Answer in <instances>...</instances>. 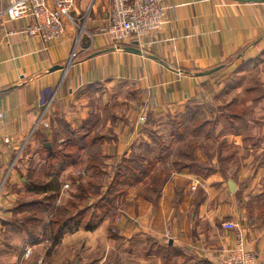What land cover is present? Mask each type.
Here are the masks:
<instances>
[{
    "label": "crops",
    "instance_id": "1",
    "mask_svg": "<svg viewBox=\"0 0 264 264\" xmlns=\"http://www.w3.org/2000/svg\"><path fill=\"white\" fill-rule=\"evenodd\" d=\"M102 2L78 0L73 21L67 24L65 34L45 43L25 32L33 18L9 20L5 10L10 0H0V112L5 114L0 136L10 138L0 151L1 195L3 185L7 188L18 180L26 181L22 175L44 160L43 147L66 137L61 124L66 125L65 130L68 127L77 130L94 120H102L101 106L92 102L93 96H105V90H118L122 86L133 87L131 89L138 90L137 94L142 96V100L139 99V109L145 114L142 125L134 126L135 120L131 118L135 114H130V108L129 124L132 125L124 133L113 132L116 137L112 142L104 140L98 149L103 153L129 156L137 148L150 147V122H155V129L156 122L177 115L187 102L198 98L203 93L201 88H212L209 79L213 73L198 75V72L216 66L232 69L245 56L264 48V2L166 0V22L138 40L143 54L112 49L115 45L111 40L98 32L110 10V0H106L105 6ZM84 13L87 16L81 28L83 34L78 40V21ZM74 50L76 56L72 58ZM243 52L232 66L228 64L234 54ZM55 65L64 68L50 71ZM135 110L132 111L136 113ZM163 163L170 165L166 159ZM74 167L67 171L74 173ZM193 176L188 165L173 171L161 185L156 206L142 193L141 185L130 188L129 201L134 208L128 210V215L133 222L128 231L115 226L119 235H165L194 264H217L219 253L235 244L237 231L218 227L213 218L210 222L205 216L206 202L196 206L197 192L190 188ZM2 196L0 219L7 215L3 209L8 200ZM263 197L264 192L257 198ZM262 211L258 210L256 218L242 209L238 230L246 238L248 248L264 259ZM108 222L95 230L66 231L60 240L64 251L60 255L52 252L46 258L38 256L37 264H65L68 248H82L89 243L91 246L90 237H97L99 241L103 232L110 229ZM4 230L0 223V263H16L23 236L14 235L13 242L5 244ZM35 246L38 248L41 243ZM84 249L86 252L87 246Z\"/></svg>",
    "mask_w": 264,
    "mask_h": 264
},
{
    "label": "rangeland",
    "instance_id": "2",
    "mask_svg": "<svg viewBox=\"0 0 264 264\" xmlns=\"http://www.w3.org/2000/svg\"><path fill=\"white\" fill-rule=\"evenodd\" d=\"M106 3V0H103L102 5L105 6ZM90 10L91 8L87 13ZM87 13H84L78 21L76 31L78 40L82 37L81 28L83 29L84 17ZM72 15H75V11ZM66 23L69 24V21ZM261 37L263 35L259 40ZM82 41H85V35ZM258 51L245 56V59L234 65L232 69L223 70L224 67L221 66L212 72L214 75L212 74L209 79L212 88L207 90L201 88L203 93L193 101L187 102L184 110L177 115L156 122L155 129L153 127L155 122H150L149 135L152 140L150 147L137 148L129 156L116 155L114 152L103 153L98 149L104 140L109 139L112 142L113 137H116L113 132L124 133L128 126L132 125L129 124L131 123V117L128 115L130 108V114H135L134 118H131L135 120L134 126L142 125L141 122H144L145 118V114L139 109V99L141 101L142 96L137 94L138 90L126 86L118 90H105V96L102 97L93 96L92 99L95 100L92 102L101 106L102 120L97 122L94 120L88 126L76 130V136H84L87 139L88 148L81 152L83 161L74 167V173L66 170L61 175V190L49 213L35 214L34 207L19 212L17 208L21 203L33 205L36 200L43 198L42 194L28 191V187L31 181L48 180L47 166L44 169L47 164V154L54 149H61L67 137L73 136L65 130L66 125H60L63 131L67 132L66 137L59 138L62 141L58 142L55 139L51 146L43 147L44 160L39 164L36 163L31 170L22 175L26 181L18 180L7 188L3 185L1 192L3 196L1 194L0 196L8 200L5 203L6 208L3 209L7 215H3L4 219H0L1 225L5 228L2 233L4 243L13 242L14 235L20 234L24 238H20L21 242L18 241L21 244L18 262L0 264H37L38 256L45 255L46 258V255L56 252L60 255L64 249L60 245L61 239L56 244L50 238V221L57 219L63 222L78 217L82 220V225L78 229H85L86 223H98L105 210L108 211L103 217L104 220L97 226L109 220L110 229L103 232L99 241L97 237L88 238L89 242H93L92 247L89 243L82 248H68V261L65 264L67 262L68 264H194L179 247L170 244V240H167L165 235L130 237L119 235V231L115 229L117 226L128 231L133 222L128 215V210L134 208L129 201L130 188L141 185L142 193L156 206L164 181L173 171L187 165L195 176L190 180L192 182L190 188L192 192H197L196 206L198 207L200 202H206L205 216H208V220L211 222L213 218L218 227L237 231L236 237H238V234L242 233L238 230L241 227V210L244 209L246 213L251 212L256 218L258 210L264 211V197L257 198L264 192V48ZM244 53L234 54L227 61L228 64L232 66ZM134 109L136 113L132 111ZM93 151L97 154L94 158L95 163H92ZM87 156L89 157L86 158ZM130 158H138L137 162L144 161L149 170L141 181L132 185L130 181L121 182L120 179H116L120 166L136 164L130 162ZM165 159L170 165L163 163ZM161 163L165 165L160 166ZM229 179L234 180L238 186L234 192L229 189ZM79 182L86 187L84 192H79ZM66 184L69 186L67 187ZM194 184H197L196 188H193ZM108 188H111L109 193ZM8 195L11 197L9 198ZM105 196L112 199L110 206L106 201L100 202ZM69 202L73 204L70 205ZM36 215L37 219H33ZM24 218H29L31 221L25 222ZM227 222H234L235 227H226ZM21 224L27 228L20 232L15 231ZM108 242L111 244L106 246ZM40 243L41 246L36 248L35 245ZM28 246L32 252L27 255ZM86 246L88 250L85 252ZM223 251L225 249L219 254L221 255ZM57 264L62 263L57 262Z\"/></svg>",
    "mask_w": 264,
    "mask_h": 264
},
{
    "label": "built area",
    "instance_id": "3",
    "mask_svg": "<svg viewBox=\"0 0 264 264\" xmlns=\"http://www.w3.org/2000/svg\"><path fill=\"white\" fill-rule=\"evenodd\" d=\"M78 0H10L5 14L9 20L26 17L33 18V23L25 32L43 42H50L65 34L66 22H72V12L76 11ZM168 5L166 0H110L107 21L99 28V33L107 36L116 45H132L135 41L159 29L166 22ZM76 51L72 53V58ZM5 114L0 112V132ZM8 136H0V151L3 143H9ZM67 187L69 186L66 184ZM197 184L193 185L196 188ZM234 228V222L225 224ZM32 249L27 247L26 254ZM218 264H264L247 246L241 233L235 244L219 254Z\"/></svg>",
    "mask_w": 264,
    "mask_h": 264
},
{
    "label": "trees",
    "instance_id": "4",
    "mask_svg": "<svg viewBox=\"0 0 264 264\" xmlns=\"http://www.w3.org/2000/svg\"><path fill=\"white\" fill-rule=\"evenodd\" d=\"M181 125V124H180ZM68 133L73 135L72 137L69 136L66 142L63 144L61 149L53 150L49 152L46 156V165L44 169L48 168L47 172V178L45 182L40 181H31L30 186L28 187V191L35 193V194H42L43 198L36 200L35 203L32 205L31 203H21L20 206H18L17 211L22 212L24 210H30L31 208H35V214H46L48 213L53 206L55 205V200L57 199L61 186V175L63 172H65L67 169L73 166L80 165L83 161L82 158V151H85L88 146L86 145L87 139L84 136H76L77 131L71 130L69 127L66 130ZM91 145V144H90ZM96 152L93 151V162L95 163V157ZM138 158H130V162H136L134 165H128L124 164L120 166V168L117 170L116 173V179L121 180V182H129L130 185L136 184L137 182L141 181L146 175L149 170L147 167V163L144 161L137 162ZM140 164V166H139ZM95 166V165H92ZM78 190L79 192H84L86 190V187L82 182L78 183ZM111 191V188H108V193ZM81 195V194H80ZM109 196V195H108ZM108 196H105L101 198L100 202L106 201V204L110 206L112 199H110ZM70 205H72V202H69ZM100 206V204L98 205ZM103 207V206H102ZM104 209V208H102ZM108 210H105L104 215L107 213ZM39 212V213H38ZM81 213V211L79 212ZM78 213V214H79ZM77 214V215H78ZM104 215L100 218L99 222H102ZM69 218L66 221L59 222L57 219H53L50 221V230L51 235L50 238L54 240V243L57 244V241L61 239V237L64 235L66 231H70L73 229H78L82 225V220L78 217ZM33 219H37L36 217H33ZM41 217L39 218V220ZM25 222L31 221L29 218H24ZM23 222V220H22ZM91 224L86 223L84 225L85 229L87 230H95L98 226L97 224ZM27 227L23 224H21L18 228L15 229V231H22L25 230ZM55 245V244H54Z\"/></svg>",
    "mask_w": 264,
    "mask_h": 264
},
{
    "label": "water",
    "instance_id": "5",
    "mask_svg": "<svg viewBox=\"0 0 264 264\" xmlns=\"http://www.w3.org/2000/svg\"><path fill=\"white\" fill-rule=\"evenodd\" d=\"M236 1H242V2H249V1L264 2V0H236ZM138 45H139V42L138 41H135L132 45H116L112 49H118V50H122V51H125V52H131V53H136V54H143L141 48L138 47ZM149 56L151 58H153V59L159 60L154 55H149ZM159 61L161 63L165 64L166 66H168L167 63L164 62L163 60H159ZM220 67L221 66H216V67L211 68L209 70H205V71L198 72L197 74L198 75L209 74V73H212V72L218 70ZM59 68H64V66H62V65H55V66L51 67L50 71H53V70H56V69H59ZM228 185H229L230 191H232V192H234L237 189V184L232 179H229L228 180ZM169 242L172 244L173 243V240L170 239Z\"/></svg>",
    "mask_w": 264,
    "mask_h": 264
}]
</instances>
